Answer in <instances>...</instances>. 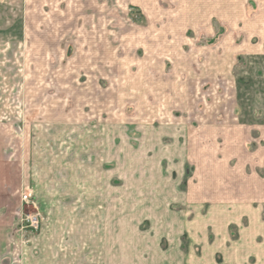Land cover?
Returning a JSON list of instances; mask_svg holds the SVG:
<instances>
[{
    "label": "rangeland",
    "instance_id": "obj_1",
    "mask_svg": "<svg viewBox=\"0 0 264 264\" xmlns=\"http://www.w3.org/2000/svg\"><path fill=\"white\" fill-rule=\"evenodd\" d=\"M0 264H264V0H0Z\"/></svg>",
    "mask_w": 264,
    "mask_h": 264
},
{
    "label": "built area",
    "instance_id": "obj_2",
    "mask_svg": "<svg viewBox=\"0 0 264 264\" xmlns=\"http://www.w3.org/2000/svg\"><path fill=\"white\" fill-rule=\"evenodd\" d=\"M31 197V195H29V193H25L23 195V198L24 200H26V202H28ZM25 221L32 227H35V226H38L39 225V218H38V215L36 214H26V217H25Z\"/></svg>",
    "mask_w": 264,
    "mask_h": 264
}]
</instances>
